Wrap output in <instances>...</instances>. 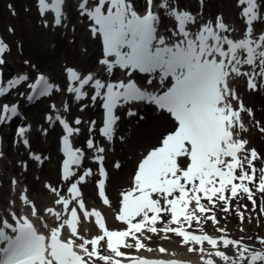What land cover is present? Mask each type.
Returning <instances> with one entry per match:
<instances>
[{
	"label": "snow or ice",
	"instance_id": "obj_1",
	"mask_svg": "<svg viewBox=\"0 0 264 264\" xmlns=\"http://www.w3.org/2000/svg\"><path fill=\"white\" fill-rule=\"evenodd\" d=\"M197 3L199 8L192 10L182 0H34L44 28L67 29L75 14L100 46L99 71L82 73L67 66L62 88L37 69L31 82L21 75L0 86V98L26 84L27 94H17L28 102L65 92L76 102L90 100L92 107L102 109L99 136L108 144L115 143L122 117L144 119L138 112L142 104L166 114L171 127L138 160L114 209L120 227L109 228L99 209L87 207L82 192L94 178L101 203L113 208L106 192L107 146L89 135L86 148L98 167L96 173L83 168L85 150L75 147L72 137L80 134L78 126L84 121L78 116L70 123L61 108L50 103L44 119L50 127L62 128L59 179L67 185L66 192L62 185L45 181L49 204L39 206L27 187L18 195L22 213L17 199L8 202L6 212L0 213V264H188L165 259L176 253L163 244L151 247L155 240L175 241L197 256L199 264H264V234L248 235L245 227L253 223L257 195L264 199V151L249 139L252 129L264 136V121L245 105L239 87L243 84L248 93L264 91V0H231L243 24L241 38L233 37L235 29L222 12L204 19L207 0ZM8 7L15 15L12 5ZM6 51L8 45L0 39V57ZM4 63L0 58V65ZM117 70L122 78L113 79ZM88 107L79 103L81 112ZM62 110L70 112L68 102ZM14 119H24L17 103H3L0 126ZM41 131L47 136L48 128ZM87 131L96 132L95 120ZM30 132V124L18 123L14 144L27 149L29 160L42 167L49 158L31 150ZM119 139L126 141L123 135ZM4 157L0 151V159ZM19 166L28 169L27 161ZM113 166L119 169L121 164ZM10 184L15 191L19 180L14 176ZM245 198L251 212L239 203ZM218 212L225 220L234 213L242 235L233 237L221 226ZM259 215H264V207ZM85 222L94 223L96 234L82 232ZM209 223L214 233L206 230Z\"/></svg>",
	"mask_w": 264,
	"mask_h": 264
},
{
	"label": "bare ground",
	"instance_id": "obj_2",
	"mask_svg": "<svg viewBox=\"0 0 264 264\" xmlns=\"http://www.w3.org/2000/svg\"><path fill=\"white\" fill-rule=\"evenodd\" d=\"M183 2H188V8L192 10H196L199 8V5L197 3V0H182ZM223 13L225 15V18L231 24L232 26L236 27L241 30L243 28V24L240 21L239 17L236 15L235 10L231 7V0H207V5L205 7V17L204 19L211 18L212 13ZM168 22V21H166ZM36 29H33V33L29 34L31 44L36 45L41 49L42 42L45 40L44 34L41 32L43 31V28L37 27L39 23L36 20ZM170 24V22H168ZM78 27H82L81 23H78ZM35 28V27H34ZM80 31V30H79ZM81 32V31H80ZM235 32H237L235 30ZM90 38L85 35H81L79 37L78 35H74L73 38L66 40L64 37H58V39L55 40V50L52 55H48L45 57L42 54L37 55L36 52H29L30 55L37 60L38 65L36 64V70L39 68H43L44 70L50 71V73L56 77L55 79L60 84L66 85V76L64 73L62 74L59 67L57 66V61L60 59V61L65 62V65H69L70 67L78 66L82 70H86L89 67L93 66L94 59L96 60L97 55H101L100 46L95 41H89ZM96 45V46H95ZM4 56V57H3ZM2 58L3 60H9V58L6 57L5 54H3ZM11 68L15 70V67L10 62ZM3 66H0V69H3ZM34 69V68H33ZM41 72L43 74H48L47 72H44V70ZM99 71V70H98ZM24 71L21 73H15L13 78H18L21 75H23ZM101 77L104 78L105 73L101 74ZM10 79H7V81ZM25 85H22L20 88H16L6 94L5 98L10 97L11 94L17 93L22 87ZM240 95L242 99L244 100V103L248 107H252L256 119L264 121V91H261L259 93H248L246 91V87L241 84L240 86ZM87 90V89H86ZM67 97L66 101L70 105V112L69 115L72 117L74 115H79L84 117V123H82L81 126V132L80 134L74 139L77 145H79L82 142V139L87 136V129L89 127V124L85 122V118L94 117V120L96 121V125L100 124L102 126L103 121V113L102 109H99V106L96 107L89 106L85 109L84 112H81L78 108V104L80 102H76L74 98L67 94L65 95ZM14 97H11V100ZM90 101V100H88ZM83 102V101H82ZM47 106L44 102H40L35 107L31 109V111L28 114L29 119L36 120L41 116V112L44 108ZM58 108H61V115L65 117V113L62 110V104H57ZM138 112L140 115L144 117L143 120L140 119H132L129 121L127 117H122V120L120 121V127L117 129V137L114 144H108L106 140H104L102 137L99 136V130L95 132L94 138L97 143H102L106 146H109L108 148V159L111 160L113 158L119 160L121 167L117 170L112 169L109 175L108 180V186H107V195L112 201L113 208H108L104 206L102 203H100V199L97 196L96 190L92 187V181L91 178L88 180L87 184L82 186V191L84 192V198L88 203V206L91 208L98 207L102 213L107 217V225L109 228H116V226H119V224L114 220V213L112 210L116 209L118 207V200H119V190L121 187L129 186L130 178H131V172L133 167L137 164L138 160L142 158V155L146 154L147 151L154 145L158 143V139L161 136L162 133H164L167 129L171 127L169 118L166 117V114H160L154 106H147V105H140L138 108ZM54 115V113H53ZM70 121V119H68ZM71 122V121H70ZM21 123V122H19ZM17 125V124H16ZM76 126V125H73ZM46 127L48 128V134L47 136H44L43 139H40L39 137L35 136V132H37V127L34 128L31 127V132L28 133L31 147L34 149H38L44 152L42 154L43 157H46L45 154L48 153L49 159L45 160L43 166L38 167L35 165V161L29 160L28 155H24L25 160L28 163V169L27 171H20V167L15 166L13 168V172H21V177H23V181L25 180L26 185L24 188L27 187L29 196L31 199L36 201V203L39 206L46 205L50 199H51V193H48L46 190L43 189V184L45 181L51 182L53 185H58L61 181L59 179V175L57 173V163H58V150L55 147V140L57 138V135L62 134V128L59 127L58 124L54 126H49L46 122ZM123 135L126 138L125 142H121L119 139V136ZM8 136H12V134L9 132ZM249 139L251 141V145L256 147L259 151H264V136H261L258 132H256L255 129L251 130V133L249 135ZM22 146V145H19ZM86 148V146H85ZM87 149V148H86ZM3 161L0 159V163ZM36 173L37 178L33 177V173ZM0 185H3L4 181L0 174ZM22 183L19 182V185ZM62 182V186H63ZM18 185V186H19ZM24 189H21L23 191ZM20 191V192H21ZM4 190H0V213L6 212L8 203V200L4 196ZM44 196H46L44 198ZM258 197V195H257ZM94 200V201H93ZM93 201V202H92ZM19 202V200H18ZM241 202V201H240ZM239 202V203H240ZM98 203V204H97ZM251 212V210H249ZM259 210H256L255 213H251V215H255L258 217L260 222L263 221V223L257 227H255L254 231L258 233V229L262 231L264 234V215H259ZM218 218L221 217V213H217ZM235 223H230V220H234ZM207 226L210 227V229L214 233L213 226L209 223ZM221 226L227 227L229 230V233L233 237H239L242 235L238 231L240 224L238 221V218L235 216V214H229L227 220L221 221ZM246 227V234L253 235L251 232V224L245 225ZM210 229L206 228V230L209 233ZM87 230V231H85ZM98 229L94 225V223L88 224V229L82 228V232L84 234L91 233L92 235L96 234ZM254 236V235H253ZM159 244H163L164 247L169 248L168 246L172 247L174 246L177 248L180 252L182 249L178 246V244L175 241L172 242H163L160 240H155L152 244H150L151 247H156ZM185 252V251H184ZM145 253L142 252L141 255ZM187 253V252H186ZM189 256H193L190 255ZM196 260L199 261L197 256H193Z\"/></svg>",
	"mask_w": 264,
	"mask_h": 264
},
{
	"label": "rangeland",
	"instance_id": "obj_3",
	"mask_svg": "<svg viewBox=\"0 0 264 264\" xmlns=\"http://www.w3.org/2000/svg\"><path fill=\"white\" fill-rule=\"evenodd\" d=\"M183 5L186 7L187 3L183 2ZM8 5H12V9L15 11V15H12V11L9 9ZM27 9V10H26ZM51 19V16L49 17ZM36 20L39 23L37 27L43 28V31L41 32L44 34L45 40L42 42L41 49L37 47L34 44H31L30 37L33 33V29H36ZM77 22H80V20L72 14L71 21L68 25V28H60V29H55V28H44L41 26L40 18L37 15L36 8L34 5V0H0V31L1 35L4 38V40L8 44V51H6L4 54L6 55L7 58L10 59V62L13 64L15 67L16 71H26L28 72V75L31 78H34L37 74V70L32 68V65H38V62L36 59H34L29 52H36L37 55L42 54L45 57L48 55H52L54 50H55V40L58 39V37H64L66 40L71 39L74 37V35H78L81 37V35L87 36L86 33V28L85 26L82 25V27L76 28L75 25ZM73 26L75 27V32L72 31ZM35 27V28H34ZM12 28L14 31L9 32L8 29ZM81 32H80V31ZM61 34V35H60ZM88 38V36H87ZM92 41L93 40H89ZM96 46V45H95ZM98 56V55H97ZM4 57V56H3ZM25 61H28L26 64ZM97 57L96 60L94 59L93 61V66L89 67L88 69L95 68L94 65H96ZM57 66L59 67L60 71H62L64 65L66 64L63 61H60V59L57 61ZM1 66V65H0ZM44 70L43 68H39ZM41 72V70H39ZM47 71L50 75V71ZM13 96V95H12ZM10 98V97H8ZM54 98H57V95L54 96ZM4 99H0V104H3ZM0 105V106H1ZM26 120H30L32 123L31 125H39V126H44V122L42 121H32L29 118H24L22 121L25 122ZM35 135H38L42 138H44L42 131L41 132H36ZM5 141L1 144L0 150H2L5 153V157L2 159L0 163V172L3 173V175H6L7 178H13L16 176L15 174L13 175V168L15 166L20 167L17 161L20 162L22 161V150L13 148L11 146V139H8L7 136L5 137ZM55 142V147H56ZM7 149V150H5ZM12 152V156H11ZM14 156V157H13ZM33 177L37 178L36 173H33ZM23 180V179H22ZM25 184V180L23 181ZM5 188H10L11 184L4 183ZM17 194V193H16ZM18 195V194H17ZM6 197H10V193L6 192L5 194ZM242 204H248L249 210H251V204L250 202H246L243 200L241 202ZM257 210H259L260 207H264V199H262L260 196L257 197ZM234 214V213H232ZM224 214L221 213L220 221H223ZM253 223L251 224V232L253 235H257L254 231L255 227H257L256 220L257 216L253 215ZM230 223H235L234 220H230ZM260 221V220H259ZM263 223L260 222V225ZM206 228L210 229L209 226L206 225ZM261 228H259L258 233L263 234L262 231H260ZM211 232H213L210 229Z\"/></svg>",
	"mask_w": 264,
	"mask_h": 264
},
{
	"label": "water",
	"instance_id": "obj_4",
	"mask_svg": "<svg viewBox=\"0 0 264 264\" xmlns=\"http://www.w3.org/2000/svg\"><path fill=\"white\" fill-rule=\"evenodd\" d=\"M4 64H5V66H6L7 68L11 69V65H10L8 62L5 61ZM3 74H4L6 77H10V76H11L10 73H7L5 70L3 71Z\"/></svg>",
	"mask_w": 264,
	"mask_h": 264
}]
</instances>
